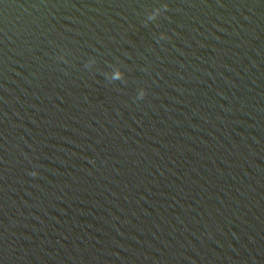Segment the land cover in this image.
I'll return each instance as SVG.
<instances>
[{
  "label": "water",
  "instance_id": "1",
  "mask_svg": "<svg viewBox=\"0 0 264 264\" xmlns=\"http://www.w3.org/2000/svg\"><path fill=\"white\" fill-rule=\"evenodd\" d=\"M0 264H264V0H0Z\"/></svg>",
  "mask_w": 264,
  "mask_h": 264
},
{
  "label": "clouds",
  "instance_id": "2",
  "mask_svg": "<svg viewBox=\"0 0 264 264\" xmlns=\"http://www.w3.org/2000/svg\"><path fill=\"white\" fill-rule=\"evenodd\" d=\"M169 7V5L167 4V3H164V4H161L160 6H158V7H156V8H154L152 11H150V12H148L147 13V19H146V21H145V23H148V22H150V21H156L157 20V18L163 13V11L165 10V9H167ZM152 13H156V15H152ZM160 38L161 39H164V38H166V36H165V34L164 33H161L160 34ZM62 59H63V57H61ZM95 58H91L89 61H88V63H87V67H91L93 64H95ZM113 79L114 80H119V79H121V75L119 74V73H117V74H115L114 76H113ZM145 95H146V90L145 89H143V88H141L140 90H139V92H138V95H137V99L139 100V99H143L144 97H145ZM31 175H33V176H35V175H37V172L36 171H33V172H31Z\"/></svg>",
  "mask_w": 264,
  "mask_h": 264
}]
</instances>
